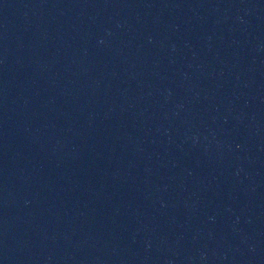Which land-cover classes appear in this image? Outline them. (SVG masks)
<instances>
[{
    "label": "water",
    "instance_id": "obj_1",
    "mask_svg": "<svg viewBox=\"0 0 264 264\" xmlns=\"http://www.w3.org/2000/svg\"><path fill=\"white\" fill-rule=\"evenodd\" d=\"M0 264H264V0H0Z\"/></svg>",
    "mask_w": 264,
    "mask_h": 264
}]
</instances>
